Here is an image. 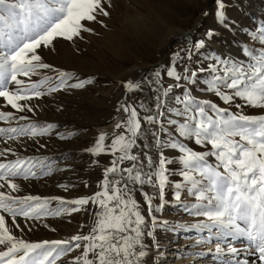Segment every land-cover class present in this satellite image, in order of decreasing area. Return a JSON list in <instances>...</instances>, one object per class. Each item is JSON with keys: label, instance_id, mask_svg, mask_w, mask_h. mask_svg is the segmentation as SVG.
Returning a JSON list of instances; mask_svg holds the SVG:
<instances>
[{"label": "snow or ice", "instance_id": "6c2138e0", "mask_svg": "<svg viewBox=\"0 0 264 264\" xmlns=\"http://www.w3.org/2000/svg\"><path fill=\"white\" fill-rule=\"evenodd\" d=\"M112 6V0H0V98L5 102L0 123L7 125L0 127V141L8 145L0 147V264H58L79 249L68 264H156L157 256H165L158 231L194 232L195 242L179 250L188 258L264 264V112L246 113L248 108L264 110V18L251 29L241 26L228 15L227 0H215L214 20L231 34L235 53L208 49L207 42L221 34L209 28L194 42L185 37L186 47L173 53L167 65L121 82L125 97L116 111L123 116L85 149L94 157H113L99 191L70 200L19 195L23 189L18 180H38L56 169L50 157L22 155L10 142L24 144L26 138L39 143L37 138L49 136L57 125L17 113L35 114L28 102L95 83V77L82 79L44 62L42 51H54L58 40L75 42L85 33L96 34L90 22L107 27L98 17H110ZM145 86L154 104L125 102L128 93L142 92ZM196 92L215 96L225 106ZM8 106L15 111L2 110ZM72 135L58 134L62 140ZM169 188L171 200L166 199ZM137 191L144 205L136 199ZM184 194L192 202L182 200ZM90 204L87 233L38 241L23 235L25 227L33 230L32 222L70 216ZM168 205L200 219H163Z\"/></svg>", "mask_w": 264, "mask_h": 264}, {"label": "rangeland", "instance_id": "374dc122", "mask_svg": "<svg viewBox=\"0 0 264 264\" xmlns=\"http://www.w3.org/2000/svg\"><path fill=\"white\" fill-rule=\"evenodd\" d=\"M227 2L230 4L228 15L241 26H248L251 29L259 25L261 19L264 18V0H227ZM112 5L107 9L110 17H98L107 27H102L97 22H90L88 26L94 29L96 34L85 33L83 40L75 42L58 40L55 42L54 51H42L44 62L66 71L75 72L82 79L89 76L95 77V83L84 89H67L39 99L47 103L51 101L54 104L62 102L66 111L61 110L63 113L61 115L59 111L53 110L45 113V118L42 117L45 105L33 104L34 100L30 101V104L35 107V114L17 113V115H26L32 120H37L41 124L54 123L57 125L49 136L40 137L39 143L26 138L24 144L10 142L15 145L13 147L18 149V152H25V156L50 157L56 169L52 175L38 179L52 180L46 192L40 191L46 187L40 186L39 189L35 187V179L27 182L18 180L20 183H27L26 185L21 184L23 191L19 195L60 196L69 200L92 196L100 190L98 185L103 179L104 168L110 166L113 157L103 154L94 157L85 149L93 146L99 132L110 130L114 120L123 116L122 112L116 111L119 102L125 97V89L121 82L128 79L135 81L140 79L144 70L149 68L146 72L148 73L161 65H167L173 53L186 47L185 37L191 38L194 42L202 38L209 28L215 27L221 34L216 39L207 42L208 49H215L218 52L231 50L235 53L237 51L231 48V34L219 28L215 23V0H112ZM105 7L107 8V5ZM205 11L209 12L206 17L204 16ZM41 72L54 75L49 70H41ZM40 78L42 76L33 77V80ZM167 82L172 83L171 80ZM196 95L212 99L221 106H225L218 98L210 94L196 92ZM151 96L152 92L145 86L142 92L128 93L125 102L136 103L144 100L151 105L154 104V101L150 100ZM4 103L0 98V105ZM2 110L15 111L10 106ZM261 112L264 110L246 109L247 114H260ZM4 126L7 125L0 123V127ZM69 133L73 134L69 139L62 140L58 136V134L68 135ZM110 142L111 137L106 143ZM41 144L44 147L41 148ZM1 146L8 145L0 141ZM192 146L196 150H202L198 146ZM135 151L141 150L136 149ZM151 154L155 158V151ZM169 154L173 155V153ZM93 161L98 163L94 164ZM171 167L176 168L178 165ZM170 179L176 181L179 180V176H172ZM59 185L68 186L67 190ZM145 191L151 192L152 189L146 188ZM135 196L144 205L141 192L137 191ZM166 199H172L171 188L166 192ZM182 200L192 202V198L186 194L182 195ZM53 206H56V202H53ZM92 210L93 206L90 204L87 210H81L70 216L49 217L41 222H33L35 226L31 232L27 231L20 218L18 222L25 227L23 233L25 238L32 241L64 239L89 231L92 225ZM144 212L147 217L146 206H144ZM162 218L178 223L195 222L200 219L178 212L171 205L166 206ZM6 219L10 222V218L6 217ZM45 223L49 227H44ZM81 225H87V227L81 229ZM16 233L21 234L19 230H16ZM34 233L36 235H33ZM157 238L161 245L160 251H163L165 256H157L156 263L166 264L163 261L168 260L171 262L169 264H173L177 253L174 254L171 250L166 251L170 242L177 238L184 244L186 242L184 238L193 239L196 235L194 232L164 233L158 231ZM147 242L151 243L150 240ZM81 251L82 249L76 250L70 254V257L78 255ZM70 257H65L58 264H68ZM182 259L185 260V256Z\"/></svg>", "mask_w": 264, "mask_h": 264}, {"label": "bare ground", "instance_id": "6f19581e", "mask_svg": "<svg viewBox=\"0 0 264 264\" xmlns=\"http://www.w3.org/2000/svg\"><path fill=\"white\" fill-rule=\"evenodd\" d=\"M32 102V101H31ZM30 103V102H29ZM38 104V103H41V105L43 106V105H45V106H43V113L41 114V116L42 117H44L45 116V113H47V112H50V111H59L60 112V115L61 114H63L62 112H61V110L62 111H66L65 110V106L63 107L62 106V102L60 103H56V104H54V103H52L51 101L49 102V103H47V101H42V100H39V99H34V101H33V104ZM64 105V104H63ZM65 113V112H64ZM40 116V117H41ZM49 116V115H48ZM45 118V117H44ZM35 119H38V118H35ZM83 119V118H82ZM34 120V119H33ZM41 120V119H40ZM34 121H37V120H34ZM82 122H84V121H82ZM37 139H39V138H37ZM42 139V138H41ZM35 142V141H34ZM12 146H15V145H12ZM2 147V146H1ZM15 148V147H14ZM16 149V148H15ZM18 150V149H17ZM20 150H22V149H20ZM20 153H22L23 155H24V153L25 152H20ZM9 157H11V156H9ZM52 181V180H51ZM51 181H49L48 179H45V180H35V187L37 188V189H39L40 188V186L41 187H46V189H43V190H40V191H43V192H46L47 190H48V185H49V183L51 182ZM18 183H20V181H18ZM20 184H23V185H26L25 184V182L23 183V182H21ZM28 185H29V183H28ZM36 189V190H37ZM39 194H40V192H38ZM33 223V222H32ZM33 226H35V224L33 223ZM33 235H36L35 233L33 234ZM38 236H40V235H38ZM38 236H36V237H38ZM173 239V238H172ZM187 238H184L183 240L184 241H186V242H184V244H182L181 243V241L180 240H178L177 238L176 239H174V240H172L171 242H170V244H169V246H168V249L166 250V251H173V253L175 254V253H177V255L175 256V260H173L174 262H173V264L175 263V262H177V263H175V264H212V261H211V259L209 258V259H204V260H199V259H192V258H188V257H186L182 252H180L179 250H181V249H186V246H188V245H192L194 242H195V238H193V239H187ZM239 246V245H238ZM206 247H212V245H208V246H206ZM201 250H204V249H201ZM187 251H193L192 249H187ZM183 256H185V260L184 259H182V257ZM169 257H174V256H169ZM250 259H252L251 257H250ZM164 263H166V264H169V263H171L170 261H168V260H166V261H163ZM156 264H158V263H156Z\"/></svg>", "mask_w": 264, "mask_h": 264}, {"label": "water", "instance_id": "95a60500", "mask_svg": "<svg viewBox=\"0 0 264 264\" xmlns=\"http://www.w3.org/2000/svg\"><path fill=\"white\" fill-rule=\"evenodd\" d=\"M151 67H152V66H151ZM148 69H149V68H148ZM148 69L144 70V71L142 72V74H145V73L148 71ZM142 74L140 75L139 78H141ZM137 80H138V79H137Z\"/></svg>", "mask_w": 264, "mask_h": 264}]
</instances>
